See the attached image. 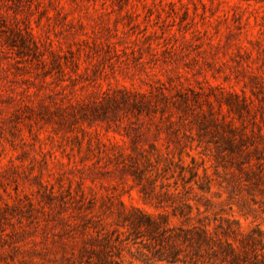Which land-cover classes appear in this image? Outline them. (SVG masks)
<instances>
[{"label":"rangeland","instance_id":"rangeland-1","mask_svg":"<svg viewBox=\"0 0 264 264\" xmlns=\"http://www.w3.org/2000/svg\"><path fill=\"white\" fill-rule=\"evenodd\" d=\"M0 264H264V0H0Z\"/></svg>","mask_w":264,"mask_h":264}]
</instances>
